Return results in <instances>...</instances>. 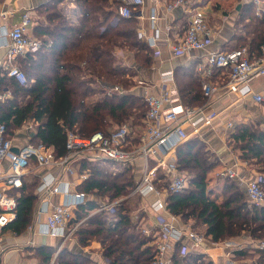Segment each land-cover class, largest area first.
<instances>
[{
    "label": "trees",
    "instance_id": "16d2710c",
    "mask_svg": "<svg viewBox=\"0 0 264 264\" xmlns=\"http://www.w3.org/2000/svg\"><path fill=\"white\" fill-rule=\"evenodd\" d=\"M57 2L50 0L42 8L47 23H40L36 29L41 47L21 56L19 61L26 71L27 84L21 86L10 76H0V92L7 89L12 94L11 98L0 99V124L4 123L7 132L13 134L25 123L34 122L36 128L31 132L30 141L51 147L59 157L67 151L66 138L70 130L89 136L99 130L109 131L113 124L128 123L133 128L141 123L142 126L147 105L131 91L136 85L137 71L115 58L113 51L123 46L132 52L138 65L145 67L152 63L153 52L137 36L135 14L121 18L117 25L112 24L122 0H76L81 11L77 24L71 23L57 8ZM238 24L248 35L242 38L246 45L235 47H247L252 58L261 55L264 14L258 17L253 5L246 4L240 10ZM186 71L184 67L174 68L182 100L200 105L203 103L201 81L190 72L188 78L183 79ZM178 77L181 82H177ZM116 86L122 92L117 91ZM233 137L241 149V157L257 164L264 172L263 132L251 125H242ZM176 153L181 170L192 169L198 173L190 176L185 191L167 195L169 211L184 220L192 219L195 224H205L206 235L215 241L245 236L254 242L264 241V205L248 202L233 179L225 180L220 203L209 195L206 175L215 161L209 159L204 141L193 137L180 144ZM81 165L90 170L80 185L83 192L100 193L113 200L128 195L136 184L129 166L119 168L117 163L103 160H83ZM36 183L35 180L25 181L22 188L10 190L17 198L16 217L5 227L16 233L25 230L33 221ZM139 198L137 196V200ZM131 200L126 198L116 205V217L96 213L76 231L83 244L93 238L101 243L107 264H153L154 238L143 234L132 222ZM93 206L89 202L78 204L76 216L81 218ZM248 248L236 249L235 254L243 259L257 254L259 260L254 263L264 264V246ZM50 258L51 254L47 262ZM172 260L180 264L179 244H176ZM182 261L183 264H214L198 250L186 254Z\"/></svg>",
    "mask_w": 264,
    "mask_h": 264
},
{
    "label": "built area",
    "instance_id": "2783aa9c",
    "mask_svg": "<svg viewBox=\"0 0 264 264\" xmlns=\"http://www.w3.org/2000/svg\"><path fill=\"white\" fill-rule=\"evenodd\" d=\"M70 2L80 11L76 0H70ZM144 2L145 0H122L118 6V14L112 19V24L117 25L121 18L132 16ZM253 2L256 5V15L261 17L264 14V3L262 0H253ZM192 5V0H174L169 3L167 10ZM1 15L6 17L7 14L2 12ZM156 20V13L152 12L150 15L152 28H154L152 35L146 34L144 30L137 32L138 38L145 41L153 50L154 56L160 54L157 48L160 34L155 26ZM32 21L30 11L24 12L21 21L8 31L9 41L6 44H0V47L6 48V54L3 59H0V64L3 65L6 74L21 86L27 84V75L16 64L15 59L28 52H36L41 47V40L29 34ZM169 29L170 27H167L166 31ZM213 40V29L206 15L200 10H195L180 41L170 44L172 56H181L194 50L204 51L212 45ZM113 55L119 60H125L128 51L123 46H118L114 49ZM197 70L201 76L204 102L200 105L184 103L175 83L174 68L161 70L159 92H148L144 95L147 112L143 119L142 130L136 137L134 129L128 124L109 131L99 130L89 136L70 130L66 138L67 151L63 156L57 157L51 147L30 140L20 146L18 152H14L13 138L7 132L6 125L1 123L0 166L8 159L9 170L0 175V181L4 184L0 188V230L16 217L17 198L10 190L23 187L24 176L31 167L45 168L55 165L64 169L68 175H77L84 181L89 172H79L77 169L83 160L90 162L103 160L117 163L121 167L134 168L135 160L141 158L143 160L141 177L130 193L110 204H101L99 210L114 213L116 205L128 197H144L155 193L156 199L150 204L158 226L154 240L153 264H175L170 253L175 251L176 244H179L180 264H183V257L193 249L200 252L206 251L209 244L205 235L194 230L188 222H180L178 216L170 214L166 197H164L169 193L183 192L189 185L188 176L178 166L176 150L189 137L188 129L198 132L201 128L211 125L218 117L219 113L210 109L216 94L224 93L253 98L257 102L264 101V94L255 91L252 86L254 78L264 76V43L261 46V55L253 58L250 57L247 47H234L225 51L210 50L205 54V61L198 65ZM215 70H222L225 78L221 82L210 80ZM136 81L138 85H146L142 78ZM115 89L122 92L118 86ZM231 125L232 123H228V127ZM25 128L31 135L36 124L29 121ZM151 161H153L152 165ZM159 172L165 177V195L156 184ZM221 174L230 178L236 175L231 168H225ZM65 185L57 175L47 173L42 175L37 186V191L44 197L41 212L47 214L45 232L50 235L63 234L74 215V208L84 203L87 198V194L83 191L68 193ZM62 192L68 194L66 200L53 203L52 196ZM246 192L252 204L264 205V172L257 174L247 183ZM143 232L150 235L151 229L145 227ZM186 238L189 242L185 240ZM224 245L227 248H242L230 241H225ZM263 246L264 242L259 247ZM228 253L232 256L231 250Z\"/></svg>",
    "mask_w": 264,
    "mask_h": 264
},
{
    "label": "crops",
    "instance_id": "0c3cea01",
    "mask_svg": "<svg viewBox=\"0 0 264 264\" xmlns=\"http://www.w3.org/2000/svg\"><path fill=\"white\" fill-rule=\"evenodd\" d=\"M48 1L50 0H0V44H6L9 41L8 31L12 26L21 21L22 14L26 11H30L33 19L29 28V34L32 37L38 38L36 30L38 25L40 23H47L45 11L43 12L42 8H45L43 6ZM173 1L174 0H145L144 4L134 12L138 21L137 32L139 30H144L148 35H152L154 32V28H152L150 21V15L152 12H155L157 15L155 26L159 29L160 34L157 47L160 54L158 56L152 54V63L149 66L145 67L138 65L132 52H128V56L123 60L126 65L137 71V74L134 76L135 81L142 78L146 82V85H138L136 81V85L131 89V91L143 99L144 95L148 92H159V73L163 69L184 67L187 71L185 74H182L183 79H187L188 72H190L201 81V76L197 67L200 63L205 61V54L210 50H229L235 47L236 44L234 42L236 36L239 34V28H241V24L237 25V20L242 7L251 3L256 13V5L253 0H192L195 6H178L168 11L167 6ZM262 2L264 3V0H262ZM231 5L233 9L230 7ZM57 8L68 17L71 23H79L81 13L70 0H58ZM195 10H200L206 15L213 29V43L204 51L194 50L184 55L173 57L170 44L180 41L189 24L190 17ZM2 12L7 14L6 17L1 15ZM167 27H170L168 31H166ZM5 54L6 48L0 47V59H3ZM17 61L18 57L15 59V62ZM2 75L7 74L5 69H3V65L0 64V76ZM223 78L225 77L222 75V70H215L210 80L221 82ZM177 82H181V78L179 80L178 77ZM252 86L255 91L264 94V76L254 78L252 80ZM201 95V102H204L202 81ZM11 97L12 94L7 89L0 92L1 100ZM211 108L219 113L218 117L211 125L201 128L198 132H193L188 129L189 137L185 141L193 137L201 138L205 143V151H207L209 159L215 161V165L207 172L209 176L207 179L209 195L212 198L219 203L222 201L224 197V183L225 180L230 177L222 175L221 172L225 170V168H231L235 171L236 175L230 179H233V181L240 186L245 198L250 202L246 192V185L250 180L255 178L257 174L263 171L260 170L257 164L241 157V149L237 147V141L234 139L233 133L239 126L251 125L261 130L264 134V101L257 102L253 98L220 93L214 96L211 102L210 109ZM228 123H232V125L228 127ZM25 125L26 123L13 134H10L15 144L13 148L18 149L30 140L31 137ZM134 132L136 137L139 132L135 131V129ZM136 163L135 169H137V174L140 179L143 160L138 158ZM118 167L122 168L121 166ZM129 167L135 170L133 167ZM77 169L79 172L90 171L89 168H83L82 165H78ZM8 170L9 161L6 159L0 166V175L5 174ZM47 173L57 175L60 181L66 184L65 186L68 189V193L83 191L80 187L83 181L79 179L77 175H68L64 169L58 166L54 165L45 168L33 166L28 169L24 176V183L25 181L30 182L31 180L37 182L35 186L37 203L34 218L32 223L20 233H16L9 227L0 230V264H60L61 262L65 264L67 261L69 262L68 264H93L94 262L107 264V260L103 257L101 243L93 238L89 240L87 244H83L79 241L76 231L90 216L96 213L104 212L111 218L116 217L115 213L109 212L108 210L100 211L99 206L101 204H110L122 197L110 200L107 196H102L100 193L84 191L87 194L85 202L93 203L94 206L86 211L81 218L76 216V206L74 208V215L68 222L64 233L61 235H50L45 232L47 214L41 212L44 197L43 194L37 191V186L42 175ZM31 176L32 179L30 178ZM156 184L158 188L163 191V195H165L164 187L166 181L164 175L160 172L157 175ZM3 185L2 181H0V188ZM167 195L164 197L167 198ZM156 196L155 193H150L144 197L139 196L140 199L144 201L143 206L137 211L132 210L130 212L132 222L136 225V228L147 236L148 234L143 232V228H150V236H153L154 240L157 236L158 226L156 225L154 212L150 209V204L156 199ZM67 197L68 194L62 192L55 193L51 199L53 203H59L65 201ZM133 197L135 196L128 198ZM170 214L172 213L170 212ZM178 218L182 219L179 216ZM188 221L194 230L203 233L207 239L209 245L206 251H201L207 260L212 261L214 264H252L251 261L247 259L238 258L235 254V248H227L224 245L225 241H230L242 247L245 245H256L251 242L252 240L250 238L245 236L243 239L231 238L215 241L211 236L206 235L205 224H195L192 222V219ZM185 240L189 242L187 238ZM152 244L154 245V241ZM229 250L232 251V256L229 255ZM173 251L170 253L172 256L175 252ZM50 254L51 258L47 262V257Z\"/></svg>",
    "mask_w": 264,
    "mask_h": 264
},
{
    "label": "rangeland",
    "instance_id": "374dc122",
    "mask_svg": "<svg viewBox=\"0 0 264 264\" xmlns=\"http://www.w3.org/2000/svg\"><path fill=\"white\" fill-rule=\"evenodd\" d=\"M232 3V2H231ZM231 8H232V5L230 6ZM233 9V8H232ZM240 30H238V35H237V37H236V40H235V46H241V45H246V41L245 40H243L242 38L243 37H247V32L245 31V29H243L242 27L241 28H239ZM245 35V36H244ZM20 59H21V56L20 57H18V61L16 62V64L23 70V71H25V69L21 66V64L19 63V61H20ZM26 72V71H25ZM128 124V123H127ZM122 125H124L123 123L121 124H113V125H111V129H113V128H115V127H119V126H122ZM129 125V124H128ZM113 127V128H112ZM109 128V127H108ZM110 129V128H109ZM133 129H135V131H138V132H140L141 130H142V126H141V123H138V124H135V125H133ZM15 131H17V130H15ZM189 139H192V138H189ZM188 139V140H189ZM136 160H135V167H134V169L136 168ZM153 164V161H151V165ZM117 166H121V165H117ZM34 169V168H33ZM35 170V169H34ZM185 173H186V175L188 176V178H189V180H190V176L193 174V173H198L197 171H194V170H192V169H186V171H185ZM208 175H206V180L208 179ZM31 179H32V176L30 177ZM133 178H134V180H135V182H137L138 180H139V175L137 174V169H135V170H133ZM31 179H29V180H31ZM230 179V178H229ZM32 182H33V180H31ZM128 199H132L131 201V208L135 211H137L139 208H141L142 206H143V204H144V201L143 200H141L140 198H139V200H137V196H135V197H133V198H128ZM179 221L180 222H188L189 224H190V222L188 221V220H184V219H179ZM147 228V227H146ZM248 242H250V241H248ZM251 242H253V243H255L257 246H260V244L262 243V242H264V241H259V240H256V242H254V241H251ZM248 245H245V246H243L242 247V249H246V248H248L247 247ZM251 246V245H250ZM251 248H248V250H250ZM252 250V249H251ZM254 250V249H253ZM248 261H251V263L253 264L255 261L257 262L259 259H258V255L257 254H253L250 258H246ZM207 260V259H206Z\"/></svg>",
    "mask_w": 264,
    "mask_h": 264
},
{
    "label": "water",
    "instance_id": "95a60500",
    "mask_svg": "<svg viewBox=\"0 0 264 264\" xmlns=\"http://www.w3.org/2000/svg\"><path fill=\"white\" fill-rule=\"evenodd\" d=\"M13 151H14V152H18V149H16V148H13Z\"/></svg>",
    "mask_w": 264,
    "mask_h": 264
}]
</instances>
